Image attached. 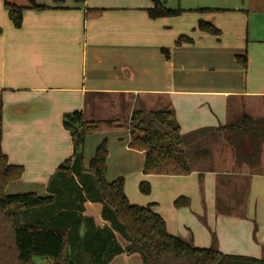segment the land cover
Listing matches in <instances>:
<instances>
[{
    "label": "crops",
    "instance_id": "1",
    "mask_svg": "<svg viewBox=\"0 0 264 264\" xmlns=\"http://www.w3.org/2000/svg\"><path fill=\"white\" fill-rule=\"evenodd\" d=\"M33 2L47 8L36 9ZM7 3L24 7L20 28L13 25ZM151 7L152 0H0V154L5 155L10 164L24 167L22 177L10 183L6 193L49 195L50 179L74 154L72 136L63 124L64 115L82 111L86 120L97 121L94 120L98 110L95 108L106 99L117 98L125 103L130 121L136 109L149 111L144 101L145 92L164 95L163 108L175 112L183 134L218 128L243 114L264 119V31L255 29L253 34L251 24L249 31L253 36H246L245 29L234 30L232 51L225 52L226 55L233 53L234 57H227L226 69L221 66L223 56L219 59L221 74L215 80L199 82L192 72V76L189 73L183 79L173 78L165 84L157 82L152 88L142 87V74L153 72L152 65L160 59L158 49L174 46L169 17L151 18L148 13ZM254 13L237 9L235 15L249 19ZM242 24L243 21L239 23ZM199 33L194 34V40L190 37L192 43L209 34ZM221 35L216 36L218 41ZM244 53L247 54L246 67L237 60V56ZM189 59L193 64L194 60ZM187 60L188 57H183L182 69L192 65ZM212 65L217 67L216 62ZM239 68L245 70L244 75L238 73ZM232 99L236 101L235 112H231L229 102ZM251 99L263 101L260 111L250 112L245 108ZM194 107L203 112H195ZM119 121L115 120L114 127L122 125ZM128 136L125 150L132 149L130 131ZM261 155L257 170L256 166H239L235 162L231 170L225 172L215 168L212 159L213 169L202 175L199 170L187 176L156 175L172 180L194 177L198 190L190 193L177 186L176 190L169 188L165 196L166 208L154 202L152 209L162 215L170 233L193 246L210 247L211 232H214L221 252L264 258V148ZM246 168L249 169L247 173L243 172ZM121 174L120 171L116 173V179L122 177ZM229 176L242 181L245 179L241 177L247 176L248 180L245 188L237 191L231 203L226 204L220 193L223 178L229 179ZM190 194L200 199L199 208L202 203L203 207L207 206L203 214L209 215L213 223L216 219L217 230L207 223L204 241L199 243L182 237L171 226L164 211L182 216L191 206V199L186 196ZM179 196L188 197L189 206L177 208L174 201ZM219 204H225L221 207L226 213L219 211ZM84 206L86 216L93 217L97 225H105L100 203L87 201ZM49 212L56 221L61 210L56 211L51 205ZM118 242L125 247L124 240L118 237ZM136 255L118 254L110 264H128Z\"/></svg>",
    "mask_w": 264,
    "mask_h": 264
},
{
    "label": "trees",
    "instance_id": "2",
    "mask_svg": "<svg viewBox=\"0 0 264 264\" xmlns=\"http://www.w3.org/2000/svg\"><path fill=\"white\" fill-rule=\"evenodd\" d=\"M152 2L153 7L148 8V13L154 19L175 17L183 11L168 8L163 0ZM33 7L47 8L35 2ZM6 8L13 25L20 28L24 7L7 3ZM201 11L220 10L207 8ZM198 29L215 36L222 33L218 27L204 20L199 21ZM191 41L190 37L182 35L177 44ZM237 60L247 66L246 54L238 55ZM63 124L72 136L74 154L50 179L47 196L35 192L6 193V187L22 177L24 167L10 164L8 158L0 154V264H36V256L52 264H110L121 253L140 254L143 264H264V258L221 252L214 232H211L210 247L193 246L170 233L165 219L152 209V205L131 203L125 191L124 178L118 177L112 182L107 179L106 140L98 145L86 169L84 145L87 134L103 124L114 126L115 120L88 121L84 112L75 111L64 115ZM128 129L132 137L130 148L145 153L143 173L146 175L187 176L195 170L202 175L213 169L211 150L202 145L209 135L206 132L224 133L239 166L259 165L260 143L264 142V119H254L247 114L218 128L183 134L173 110L167 107L149 111L139 108L132 112ZM248 141L252 144V151L245 150L244 142ZM75 175L78 178L83 176V183ZM139 186L143 194L151 192L148 181H142ZM88 199L102 205L104 226L97 225L93 217L84 214ZM189 204L186 196H179L174 201L177 208ZM51 205L56 211L61 210L58 219L51 223L54 228H48L40 221L30 224L25 221V210L35 213ZM221 206L218 205L219 211L226 213L227 210ZM74 218L73 224L71 219ZM118 237L125 241V247L118 242ZM86 252L89 257L85 256Z\"/></svg>",
    "mask_w": 264,
    "mask_h": 264
},
{
    "label": "rangeland",
    "instance_id": "3",
    "mask_svg": "<svg viewBox=\"0 0 264 264\" xmlns=\"http://www.w3.org/2000/svg\"><path fill=\"white\" fill-rule=\"evenodd\" d=\"M163 1L166 2V6L168 8L181 9L183 11L178 16L169 17L171 34L174 35V46H168L158 49V56L160 59L157 60L156 64L152 65L151 68H154L153 72H147L142 74V87L152 88L157 85V82L165 84L173 78L183 79L184 77H187L189 73L191 74L190 76H192V72L195 74L193 78H195L197 81H203V83L211 82L212 80L218 78V76H220L221 74L220 67L218 66L220 62L219 59L223 56L224 62L221 63V66L224 65V69H226L227 66H225L224 63L225 61H227V57H234L233 53L231 55H226L227 53L225 52L228 49H230L228 50V53L232 51V42L234 39L233 33L236 35V32L234 31L235 29L237 30V32L240 28L242 30L245 29L246 36L250 34L249 24H251L253 27V29L251 30L253 34L255 32V29H257L258 31H264V0ZM207 8L220 11H201V9ZM237 9H245L247 12L248 10H251V13H255L249 19L246 18V16H243L242 18H237V16H239L235 15ZM200 20L209 21L213 25L221 29L222 35L219 39L220 41H218V38L216 36H209L208 34L207 36L203 35V37L197 38L196 43L190 42V44H184L183 42L181 45H178L177 40L181 36V34H184L186 36L188 35L193 40L194 34H200V30L198 29V24ZM242 21L243 24L242 26H240L239 23ZM252 33L250 35H252ZM183 57H188L187 61L189 63H191L189 58L193 59V64H195L194 68L193 64L191 63V66L185 65V67H183L182 69L181 64L183 63ZM213 62L217 63V67H214L212 65ZM208 63H211V65ZM203 64L206 65V68H204ZM172 66L174 69L172 68ZM237 66L239 65L237 64ZM242 68L244 67L242 66ZM242 68H239V72L237 69V72L240 73L241 76L245 73V70ZM183 72L187 74H183ZM207 87H209V85ZM163 96L164 95L153 92H145L144 101H146L147 109H163ZM229 103L231 104V112H235L236 101L232 99ZM262 104L263 101L261 102L259 99H251L246 102L245 108L247 110L249 109L250 112H258L261 110ZM181 105L183 104L181 103ZM96 109L98 110L97 112L95 111L94 120H120L119 124L122 125L114 127L113 125L103 124L96 131H92L87 134L84 145V167L86 169H88L89 163L94 157L98 145L101 144L104 140H106L109 167L107 177L108 181H114L116 179V173L120 171L122 173V177L125 180V190L128 194V198L131 203L138 204L141 206H147L153 205V203L156 202L160 204L163 208H166L167 202L165 201V196L169 188L176 190L175 187L177 186L180 189H188L190 193L191 191H193L192 193H197V180L194 177L184 180H172L163 179L161 176H153V174H149L148 176L144 175V153L136 149L125 150V144H127V139L129 137V131L127 129L129 124V110L126 111L125 103L123 104L122 101L117 98H110L103 100L100 104H98L95 110ZM194 110L195 112H203L202 110L196 111V107H194ZM260 144L261 152L259 156L261 160L264 142ZM202 145L207 148H210L212 155L211 157L215 164V168L217 167L221 171L225 172L231 170V167L236 162V157L234 155V150L232 146H230V144L228 143L226 137L224 136V133L218 132L214 134H209L207 138L202 141ZM244 145L246 146V151H252V144L249 141L244 142ZM261 161L259 163H261ZM257 167L260 168V165H257L255 167V170H257ZM245 170L246 171L243 172L247 173V170L249 169L246 168ZM228 178L229 179L223 178V187L222 192L220 193L222 202L226 204L231 203V201L233 200V196L237 195V191L241 192L240 190H243V186L245 188V185L248 180L247 176L241 177L245 179V181L239 180L237 178L230 179V176ZM76 179H79V181L81 180L82 182L80 181V183H83V176H80V178L76 176ZM143 180H147L151 184V192L149 194H143L140 191L139 185ZM202 183L203 181H201L200 178L199 184L201 185V194L204 190ZM186 196L191 199V206L188 209H185L186 212L183 213L182 216H177L169 212L168 210L164 211L168 217V220L170 221L171 226H173L174 229L179 232L182 237L186 239L192 238L194 243H199L201 241H204V228L206 227L207 223L214 226L217 230V226L215 223L216 219L213 220V223L211 221V218H209V215L207 216L206 214H203L207 206L203 207L204 204L202 203V208H199L201 204L199 198L191 194ZM87 201L90 200L88 199ZM208 201V198H206L204 203L207 205ZM227 208H230V206ZM43 210H38L35 213H32L29 210H25L23 212V217L28 224L40 221L44 223L46 227L54 228L55 226H53L51 223L55 220L51 219L49 207ZM242 213L243 212H240V215H242ZM60 218H64V216H61ZM75 220V218L74 220L71 219V222L74 224ZM55 223L57 224V222ZM82 231H85V229H82ZM72 234L73 230H71V235ZM139 255L137 254L136 259L132 260V262L128 264H143L141 256ZM85 256L89 257V254H87L86 252ZM34 262L36 264H52L51 261L37 256L34 257Z\"/></svg>",
    "mask_w": 264,
    "mask_h": 264
}]
</instances>
